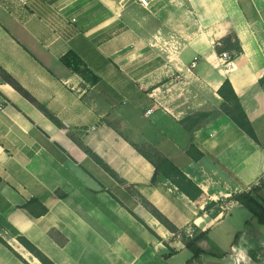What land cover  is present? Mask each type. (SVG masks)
Instances as JSON below:
<instances>
[{"label": "crops", "instance_id": "obj_1", "mask_svg": "<svg viewBox=\"0 0 264 264\" xmlns=\"http://www.w3.org/2000/svg\"><path fill=\"white\" fill-rule=\"evenodd\" d=\"M228 34L241 53L223 69L215 44ZM0 67L59 124L0 79V238L13 251L0 243V264H40L18 237L53 264H158L185 247L141 199L177 235H204L200 247L241 208L219 202L264 179V0H0ZM224 80L258 143L220 113ZM197 114L188 131L181 121ZM135 146L201 197L154 177ZM30 198L45 215L20 208Z\"/></svg>", "mask_w": 264, "mask_h": 264}, {"label": "trees", "instance_id": "obj_2", "mask_svg": "<svg viewBox=\"0 0 264 264\" xmlns=\"http://www.w3.org/2000/svg\"><path fill=\"white\" fill-rule=\"evenodd\" d=\"M215 52L221 54L226 52L229 54L230 59H234L241 53L239 42L234 34H228L225 37L218 40L215 44ZM0 79L2 82L9 85L14 91H16L22 98L33 105L38 111H40L46 118L59 125L56 119L48 113V111L40 105L26 90H24L4 69L0 67ZM264 82V77L259 80V84ZM217 96L221 99L219 107L220 113L229 118L248 138L255 143H258L255 133L249 123L241 105L239 99L234 94L229 82L224 80L217 90ZM207 114H197L192 117L185 118L181 121V124H185L186 129L189 131L192 127L196 126L200 120L206 117ZM148 148L144 146H135V150L142 155L154 168V177L161 176L168 180L182 195L188 200L194 202L201 197V190L189 180L171 161L160 156L156 152L152 151L151 156L145 150ZM186 156L192 161H199L203 157V153L190 141L186 150ZM106 171L111 173L107 167L103 166ZM154 177L152 179H154ZM54 197L64 198L63 194L54 193ZM142 206L169 232L174 235L177 234L175 227L164 218L158 211L151 207L144 200H140ZM226 202H234L241 208L245 209L249 214V219L245 222L248 225L253 219L255 222L264 228V179H261L256 185L244 189L241 192L233 193L227 198ZM212 205V204H211ZM27 215L36 219L46 214L47 208L37 199L30 198L21 207ZM180 241L186 250L191 254L184 264H191L194 260H198L202 250L197 246L198 242L204 235H197L193 237H186L182 234H178ZM236 237V236H235ZM16 241L25 249L26 252L31 254L40 264H53L44 255H42L32 244H30L23 237H18ZM0 243L12 251L7 244L0 238ZM13 252V251H12ZM17 256V255H16ZM23 262V261H22ZM25 263V262H24ZM26 264V263H25Z\"/></svg>", "mask_w": 264, "mask_h": 264}, {"label": "rangeland", "instance_id": "obj_3", "mask_svg": "<svg viewBox=\"0 0 264 264\" xmlns=\"http://www.w3.org/2000/svg\"><path fill=\"white\" fill-rule=\"evenodd\" d=\"M127 108L116 103V109ZM145 152L151 156L152 150L148 148ZM219 205L228 206L227 202H219ZM247 219L249 214L245 209L230 210L225 219L208 231L199 247L202 250L199 259L191 264H264V228L253 219L245 225ZM175 236L179 240V236ZM189 257L188 250H177L167 259H160L158 264H183Z\"/></svg>", "mask_w": 264, "mask_h": 264}, {"label": "built area", "instance_id": "obj_4", "mask_svg": "<svg viewBox=\"0 0 264 264\" xmlns=\"http://www.w3.org/2000/svg\"><path fill=\"white\" fill-rule=\"evenodd\" d=\"M14 1H16L19 5H24L26 3V0H14ZM148 3H149V0H139V5L142 8H146L148 6ZM219 61L223 69H228L231 64V59L229 57V54L226 52H223L219 55ZM150 112H151L150 110L147 111V113H150Z\"/></svg>", "mask_w": 264, "mask_h": 264}]
</instances>
